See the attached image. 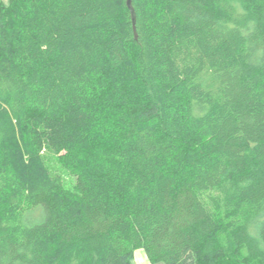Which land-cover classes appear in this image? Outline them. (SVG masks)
Instances as JSON below:
<instances>
[{
    "label": "trees",
    "instance_id": "trees-1",
    "mask_svg": "<svg viewBox=\"0 0 264 264\" xmlns=\"http://www.w3.org/2000/svg\"><path fill=\"white\" fill-rule=\"evenodd\" d=\"M126 1H0V264H264V0Z\"/></svg>",
    "mask_w": 264,
    "mask_h": 264
},
{
    "label": "crops",
    "instance_id": "crops-1",
    "mask_svg": "<svg viewBox=\"0 0 264 264\" xmlns=\"http://www.w3.org/2000/svg\"><path fill=\"white\" fill-rule=\"evenodd\" d=\"M132 264H164L162 262L153 263L148 258L146 251L143 248H138L134 252Z\"/></svg>",
    "mask_w": 264,
    "mask_h": 264
},
{
    "label": "water",
    "instance_id": "water-1",
    "mask_svg": "<svg viewBox=\"0 0 264 264\" xmlns=\"http://www.w3.org/2000/svg\"><path fill=\"white\" fill-rule=\"evenodd\" d=\"M126 3H127V6L131 12L133 28L136 31V11H135V8L133 6V0H127Z\"/></svg>",
    "mask_w": 264,
    "mask_h": 264
},
{
    "label": "rangeland",
    "instance_id": "rangeland-1",
    "mask_svg": "<svg viewBox=\"0 0 264 264\" xmlns=\"http://www.w3.org/2000/svg\"><path fill=\"white\" fill-rule=\"evenodd\" d=\"M0 1H3L4 3H8V2H9V0H0ZM51 158H52V160H53L54 156L52 155ZM53 162H54V161H53ZM50 164H51V162H50ZM51 165H52V164H51Z\"/></svg>",
    "mask_w": 264,
    "mask_h": 264
}]
</instances>
